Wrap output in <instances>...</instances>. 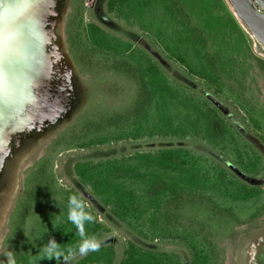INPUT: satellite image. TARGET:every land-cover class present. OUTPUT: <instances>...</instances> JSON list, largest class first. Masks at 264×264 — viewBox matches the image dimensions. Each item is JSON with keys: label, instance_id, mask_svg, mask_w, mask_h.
<instances>
[{"label": "trees", "instance_id": "1", "mask_svg": "<svg viewBox=\"0 0 264 264\" xmlns=\"http://www.w3.org/2000/svg\"><path fill=\"white\" fill-rule=\"evenodd\" d=\"M215 7L222 12L221 17L210 15ZM108 10L130 26H136L166 59L213 86L220 79L204 32L236 29L246 40L223 0H109ZM82 37L85 42L81 40L80 48L74 52V60L82 70H93L90 58L93 54L108 56L114 70L134 82L129 90L135 96L123 113L113 114L116 118L111 115L107 120L105 116L103 121V116L94 113V107L85 110L79 117L82 128L112 129L113 133L77 146L153 137H195L215 145L220 140L217 135L220 126L229 135L226 140H234L215 108L206 105L207 101L190 98L187 101L177 95L176 85L144 48L107 33L95 23L86 26ZM177 105L183 106L184 114L176 112ZM171 107L173 115L168 113ZM138 118L141 121L136 122ZM248 147L244 145L245 155L238 154V164L243 171L254 173L259 160L246 152ZM73 170L95 201L134 234L149 240L183 239L190 253L188 264H214V250L209 252L200 245L201 239L207 242L206 238L226 233L232 227L230 210L219 209L221 204L210 202V198L246 202L261 192L257 186L227 179L215 161L183 147L76 161ZM57 193L50 173L38 168L30 173L9 216L0 264H7V252L12 253L15 264H57L62 260L47 258L45 246L49 240L56 242L53 253L66 260L105 230L93 215V208L87 205L90 203L78 191L66 189L59 193L60 199L55 197ZM209 211L218 216L209 217ZM15 215L17 220L13 219ZM187 216L190 225L184 223ZM94 248L95 251L86 252L70 264H180L175 255L130 241L121 256L110 244Z\"/></svg>", "mask_w": 264, "mask_h": 264}, {"label": "rangeland", "instance_id": "2", "mask_svg": "<svg viewBox=\"0 0 264 264\" xmlns=\"http://www.w3.org/2000/svg\"><path fill=\"white\" fill-rule=\"evenodd\" d=\"M108 2L54 0L51 8L53 14L43 22L42 30L46 34L44 50L53 63L49 67L51 70L48 78L37 90L42 99L27 108L32 120L22 131L10 134L0 150V255L6 248L4 239L9 231V216L24 191L28 176L38 168L51 174L54 188L59 193L66 189L78 191L90 203L87 205L93 208L96 220L104 226L105 230L96 238H91L83 248L110 244L115 248L117 256H121L126 243L130 241L143 248L175 255L180 264H188L190 253L183 239L149 240L134 234L95 201L90 190L78 181L73 170L76 161H97L128 156L135 151L183 147L207 157L210 162L215 161L227 179L235 178L246 185L260 188L259 195L246 202L210 198V202L221 204L219 209L230 210L232 227L226 233L211 235L206 238L207 242L201 239L200 244L209 252L214 250V264H247L250 256V250L247 249L249 241L253 234L264 231V53L236 20L246 40L236 33V29L219 33L205 31L208 49L216 61L220 79L218 85H209L190 76L177 62L166 59L136 26H130L110 12ZM210 15L221 17L222 12L215 7ZM89 23H95L107 33L144 48L161 67L164 75L176 85L177 95L187 101L189 98L207 101L206 105L215 108L216 115L226 125L234 140H226L229 135L219 125L217 135L220 140L215 145L195 137H153L77 146L113 133L112 129L86 131L82 128L79 117L85 110L94 107V113L100 114L97 117L103 116L104 119L107 116L108 120L113 114L123 113L130 105L132 96H135L129 90L134 87V82L114 70L110 57L93 54L90 56L93 70L89 71L82 70L75 62L74 52L80 48L78 44L81 40L85 42L82 34ZM47 87L51 91L45 94L44 88ZM139 98L137 103L141 102ZM212 98L218 102V106L210 100ZM177 111L184 114L183 106L177 105ZM168 113L173 115L174 108H169ZM138 121L141 119L138 118ZM244 145L249 146L246 152L251 157H258L259 166L254 173L243 171L238 164V154L245 155ZM230 165L258 184L244 180ZM59 193L55 195L57 199L61 198ZM207 215L218 216L211 211ZM16 217L13 219L17 220ZM184 223L191 224L189 216ZM82 255L78 251L66 260L70 264ZM57 264H63V261Z\"/></svg>", "mask_w": 264, "mask_h": 264}, {"label": "water", "instance_id": "3", "mask_svg": "<svg viewBox=\"0 0 264 264\" xmlns=\"http://www.w3.org/2000/svg\"><path fill=\"white\" fill-rule=\"evenodd\" d=\"M223 1L264 53V0ZM53 2L0 0V149L10 134L22 131L32 120L28 109L42 99L37 90L48 78L53 63L45 54L46 34L42 27L45 19L53 14ZM44 91L48 94L51 90L47 87ZM210 100L219 105L215 99ZM229 167L250 184H258L233 166Z\"/></svg>", "mask_w": 264, "mask_h": 264}, {"label": "flooded vegetation", "instance_id": "4", "mask_svg": "<svg viewBox=\"0 0 264 264\" xmlns=\"http://www.w3.org/2000/svg\"><path fill=\"white\" fill-rule=\"evenodd\" d=\"M247 249L250 250L247 264H264V231L253 234V238L249 241Z\"/></svg>", "mask_w": 264, "mask_h": 264}, {"label": "clouds", "instance_id": "5", "mask_svg": "<svg viewBox=\"0 0 264 264\" xmlns=\"http://www.w3.org/2000/svg\"><path fill=\"white\" fill-rule=\"evenodd\" d=\"M55 245H56V242L54 240L48 241L47 245L45 246L46 251L48 252L47 258L48 259L62 260L63 264H68V261L65 260L62 255L58 256V255L53 253L52 249L54 248ZM95 250H96L95 248H90V249H85L83 247L79 248V252L81 254H86L87 251H95ZM5 255H6V259H7V264H15V258L11 252H7V253H5Z\"/></svg>", "mask_w": 264, "mask_h": 264}, {"label": "bare ground", "instance_id": "6", "mask_svg": "<svg viewBox=\"0 0 264 264\" xmlns=\"http://www.w3.org/2000/svg\"><path fill=\"white\" fill-rule=\"evenodd\" d=\"M261 53V52H260ZM261 54H263V53H261ZM264 55V54H263Z\"/></svg>", "mask_w": 264, "mask_h": 264}]
</instances>
